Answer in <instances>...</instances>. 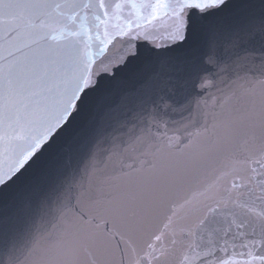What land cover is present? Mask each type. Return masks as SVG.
Returning a JSON list of instances; mask_svg holds the SVG:
<instances>
[{"label":"snow or ice","instance_id":"1","mask_svg":"<svg viewBox=\"0 0 264 264\" xmlns=\"http://www.w3.org/2000/svg\"><path fill=\"white\" fill-rule=\"evenodd\" d=\"M239 72L262 89L242 143L189 120L103 229L81 213L48 231L84 197L102 126L126 109L167 128ZM0 264H264V0H0Z\"/></svg>","mask_w":264,"mask_h":264},{"label":"water","instance_id":"2","mask_svg":"<svg viewBox=\"0 0 264 264\" xmlns=\"http://www.w3.org/2000/svg\"><path fill=\"white\" fill-rule=\"evenodd\" d=\"M224 79L226 83L219 84L218 88L194 93L189 97L186 104L191 108V115L187 111H180L164 117L168 121L167 128L161 126L157 130L151 117L139 114V110L127 112L126 109L118 122L102 126L99 136L93 142L90 156L80 165L81 169L84 164L91 165V177L86 178L82 189L84 197H74L68 204V220L64 224L54 221L56 228L48 231L67 227L81 213L93 217V223L103 229L104 221L109 218L108 211L115 201L133 190L136 183L145 182L152 176L153 170L149 163H155L159 167L162 153L167 155L169 151L176 152L175 148L169 150L165 147L168 137H172L174 130L189 120L194 122L190 131L203 132L206 128L208 135L222 133V125L231 123L236 130L237 142L242 143L248 131L249 116L255 114L256 119H259L262 89L256 81L260 76L258 72H239ZM216 174L210 170L201 179L207 183ZM170 215L171 212L166 207L162 208L154 217L151 229L156 234L165 233L162 236L165 244L169 242L172 233L171 226L168 229L164 227ZM33 235L41 246L46 244L41 239L40 232L34 231ZM43 235L46 236L47 232ZM143 239L156 243L151 236L146 235Z\"/></svg>","mask_w":264,"mask_h":264}]
</instances>
